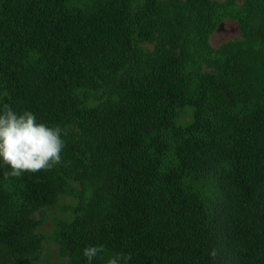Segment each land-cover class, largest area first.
Listing matches in <instances>:
<instances>
[{
  "label": "trees",
  "instance_id": "16d2710c",
  "mask_svg": "<svg viewBox=\"0 0 264 264\" xmlns=\"http://www.w3.org/2000/svg\"><path fill=\"white\" fill-rule=\"evenodd\" d=\"M87 175L68 264H264V0H0V264Z\"/></svg>",
  "mask_w": 264,
  "mask_h": 264
},
{
  "label": "rangeland",
  "instance_id": "374dc122",
  "mask_svg": "<svg viewBox=\"0 0 264 264\" xmlns=\"http://www.w3.org/2000/svg\"><path fill=\"white\" fill-rule=\"evenodd\" d=\"M177 3L180 0H172ZM242 1V0H239ZM241 34L240 27L237 21L231 19H225L215 32L210 36V42L214 47H219L223 42L239 37ZM261 42L260 37L252 39L248 45L257 46ZM79 144L84 148L83 163L86 167V172H89L92 168V154L89 150V146L86 142L85 135L79 140ZM82 148V149H83ZM197 186L203 185L204 181L196 182ZM212 183L206 182L205 186H210ZM60 187V186H59ZM97 183L95 180L90 179V175H87L84 182V190L82 195H78L80 187L64 185L63 189L60 190L58 198L56 201L44 208L43 212H35L34 218L40 223L37 224L35 232L40 239V245L36 249L38 242H23L18 240H11L10 249L14 251L15 246L20 245L29 249V251H24L30 253L25 255L21 261V264H68L69 256L66 253L65 248L58 243L57 237L59 236L60 229L64 222L69 221L72 217L73 210L77 209L79 205L78 199L81 204V209L91 203L96 195ZM57 239V240H56ZM31 249V250H30ZM17 251V250H16Z\"/></svg>",
  "mask_w": 264,
  "mask_h": 264
}]
</instances>
